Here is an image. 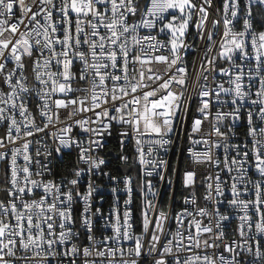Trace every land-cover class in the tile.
I'll use <instances>...</instances> for the list:
<instances>
[{
    "label": "snow or ice",
    "instance_id": "1",
    "mask_svg": "<svg viewBox=\"0 0 264 264\" xmlns=\"http://www.w3.org/2000/svg\"><path fill=\"white\" fill-rule=\"evenodd\" d=\"M0 264H264V0H0Z\"/></svg>",
    "mask_w": 264,
    "mask_h": 264
},
{
    "label": "built area",
    "instance_id": "2",
    "mask_svg": "<svg viewBox=\"0 0 264 264\" xmlns=\"http://www.w3.org/2000/svg\"><path fill=\"white\" fill-rule=\"evenodd\" d=\"M157 188L159 189V191H160V193H161V199L164 200V201L166 202V200H167V196L169 195L168 190H167L166 188H164V189H160V186H159V185H157ZM177 198H178V200L181 199V193H180L179 191L177 192ZM162 206H165V205H162ZM180 206H181V205L178 203V204L176 205V209L179 210Z\"/></svg>",
    "mask_w": 264,
    "mask_h": 264
}]
</instances>
